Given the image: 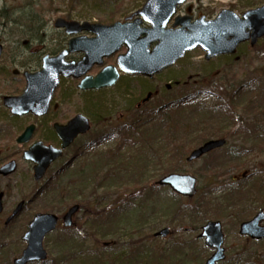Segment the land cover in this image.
<instances>
[{
  "label": "rangeland",
  "instance_id": "rangeland-1",
  "mask_svg": "<svg viewBox=\"0 0 264 264\" xmlns=\"http://www.w3.org/2000/svg\"><path fill=\"white\" fill-rule=\"evenodd\" d=\"M145 1L146 0H0V21L2 23L0 43L4 47V55L0 62V73L2 75V81L0 82V97L8 93H13L10 85L7 84L11 80H7L11 77V74L9 73L13 68H16L17 70L28 69L29 66H27V58L29 57V52L41 49L44 52H52L57 48V45L55 43L57 41L56 38L59 37L57 36L58 30L53 27L54 22L57 19L70 20L68 19V17L70 16L72 17V21H87L90 23L98 22L103 25L111 24L108 22L109 18L113 19L112 23L119 21L123 22L124 19L128 18L131 15V13L140 10V8L145 4ZM188 2L193 11H195L196 9L195 12L204 15L205 13L210 15L215 13L216 15L217 13L221 12V10L229 9L236 13L237 16H241L249 11V5H255L254 8H256L260 2L263 3L264 1L189 0ZM115 3L120 6H118V8L115 5V8H118V10L114 8V11L111 12V7L113 8ZM79 13L85 15L82 16L83 18H85V20L78 17L77 14ZM28 21L32 23V26ZM21 22H23V24H21ZM41 25L44 30L43 34L41 35V40H44L43 44H40L38 41H36L37 38L34 37L36 36L35 32ZM261 44L263 45L264 41H261ZM238 56L240 57V60H236ZM237 57H223L219 58L218 60H214L211 62L209 61L208 63H206L204 61L203 53H201V51H196L188 55L183 61L177 63L174 68L165 71L152 83H149L147 85L144 80H130L132 79L131 77L126 78V80L121 79L115 87L100 94L106 104L103 110L101 112H98L100 117H92V120L95 119V121L93 120V130H101L102 125H100L99 123L101 115L104 114L105 120H109L112 118L113 120H117L118 117L124 114L123 112H126L129 109H133V106L138 103V100L146 95L145 93L143 96H141V90L143 89H151L153 91H157L158 96L155 98V100L158 99L160 101V95L165 92L163 87H165V85L167 84L173 83V78H181V80L184 82L187 81L188 77L192 78H189L192 81H201L202 85L198 87L195 93H188L193 94V96L195 97L194 105L197 109L200 105H204L207 107L213 106L214 103L220 100L216 95V93L220 90H215L214 87H212L213 84L222 85V87L227 91H230L231 89L235 91L239 89V85L241 83L247 81L252 82V80L254 81L259 79V81L264 83V75H261V69H264V51L258 54L255 52V50H252L248 46H244V48L240 49ZM107 64H113V60L111 61V63L107 62ZM209 74L212 79L204 80V76H208ZM127 80L130 81L128 82ZM127 84H129L130 86L133 85L132 90L134 88H137L136 92L134 93L132 90H130L132 91V93H130L129 91L125 90V85ZM123 90H125L126 92ZM247 96L248 94L245 97ZM262 99V97H253L250 104L255 102L258 103L262 101ZM162 103L163 102H160V104ZM189 115H191L190 112ZM126 117L128 118L129 115H127ZM217 117L222 118V120L226 122L222 114L217 115ZM197 118V115H192L188 116L185 121L182 120L180 122H175L174 125L179 123V128L176 131H181L183 124H186L188 120H196ZM207 120L212 121L211 125L215 124V121L212 120L211 117ZM247 120L254 123L252 118H248ZM105 123L107 122H104L103 125ZM196 131L197 130H193L192 133ZM158 133H160V135L163 134L166 137H169L170 135H168V133H166V130H164L163 128L161 132ZM126 137L128 141L127 148L118 147V145H121V141H123V138L114 136L113 140L109 139L102 143L100 147L93 148L85 155L83 154V156L80 158V161L71 165L67 172L60 174V176L58 177L60 181L59 185H53V189L49 192V194L42 195L38 199H35L30 206L31 208L29 212L23 214V216L19 219V221L15 225L17 230H14L10 237L8 236L7 244H10V246L8 248H4L2 250V254H0V262L3 263L1 259L4 258L5 261L3 264H12L13 258H15L20 250L23 249V244L20 240L21 235L26 229V224L30 219L29 217H32L35 212H52L53 214L62 216V210L65 204H62L60 206L57 205V200L60 197V193L58 192V190L61 189V187H63L71 177H76L81 173V165H91L89 167L91 168V171L94 165L97 166L91 173L93 175V181L92 185L89 187V191H97V195L99 197H102L103 199H105V197L107 196L106 189L113 188V190L117 189L120 192H126L127 189L128 191L132 190L131 188H133V184L135 182L134 165L136 164V159H132L134 156H138V158L142 160V165L145 167V170L147 169V171L155 172V175H151L153 179H160L161 177L159 176L155 178L156 173L158 171H162L160 166L157 167L156 165L157 156H153L147 151L138 152V147H136V145H132V142H135V140H132L133 138L131 136ZM147 140L150 142L152 141L151 138ZM246 140L248 141L250 139L246 138ZM160 141L161 140L156 141L157 145L154 146L155 150L160 147ZM141 142H143V140ZM249 143V141L246 143L241 136H237L233 138L231 142H229V146L226 151L222 150V152H217L214 155L212 154V157L210 158H203L201 159V161L191 163L190 165H186L184 162L180 164L179 171H177L178 173H186L197 178L199 197H210V199L213 200L211 205H207L205 207V211H208L207 213L210 214L209 217L212 218L216 216V214H218L220 210H222L221 204L224 203V191L218 187H214L213 189H211L212 187L208 186L209 178L205 174V172L208 169H212L222 165L223 161L226 159V156L222 157V155L224 152L226 153V155L229 154V152L227 151L228 149L232 148L233 146L235 148H243L245 145H249ZM115 149H117V151L121 149L118 156L114 158L109 156H105L103 158L100 157V154L107 155ZM165 151L166 150L159 151L157 152V154ZM245 162L247 163V167L244 173H249L250 176L247 177L248 179L245 178L244 180L238 181V183L240 184V188L242 189V194L244 195L248 193L253 182L256 181V179L259 180L261 176L260 172L264 169V153L252 154V156L245 160ZM241 171L236 173L237 176L241 177L244 174ZM96 172L98 174L97 177L95 176ZM253 175L256 176L253 177ZM108 176H114L115 178H111L114 179V182L109 181L107 179ZM58 179L56 178V180ZM155 180H153L151 183H153ZM29 182L28 193L33 194V183L31 181ZM53 190H56V192H54ZM10 194H12V198H17L18 195L20 197L23 196V194L16 191H10ZM122 195L126 194L122 193ZM143 197H148V201L144 202L143 207H140V213H138V210H136V214H132L133 217H130L129 221L133 222L132 228H135L136 230L137 225L141 226L136 222L140 221L141 224H143L144 222L141 220L138 221V219L146 218L148 221V225L142 229L140 228V232L143 235H153L154 233L159 232V230L162 228H168L170 230L174 229L177 231V233H175L168 239L163 240L150 238V240L148 239L149 241H147L145 239L143 240L138 238L137 232L134 231V229H132L130 225L128 229L124 230V232H120L119 230L124 227H119L118 225L112 226L109 223L112 222L111 220L106 222L105 219L99 218L94 224L91 220L88 219V216L86 214H80L75 219V223L78 226L77 231L66 234L65 232H62L61 229H59L54 234H52V237L49 238V240L46 242L45 247H47L46 249L49 258L46 263L48 264L50 261H53L54 259H57L59 257L60 251L57 249V246H55L56 240L66 235H68V240L72 245H74V243L78 244L74 249H95L98 256H100L99 258H101L102 264H109V261L107 260L112 258L111 256L105 255V252L102 250L104 245L102 244L111 241H114V244H116V247L114 246V248L111 249L114 254L117 253L116 256H128L129 249H138L144 244L143 249L145 250V252L155 254L159 258L163 249L172 247L173 244L175 246L187 247L181 252L177 250L170 252L171 254H169L168 256L170 257V259L172 258V256L175 257V259H173L175 264H180V262L188 261L187 258L189 257H192V260L195 259V250L200 251L203 247V242L197 239L199 231L195 230V225L192 227L188 224V226L184 225L182 227H178L179 221L177 220V218L168 215V205H171V201L174 202L171 194H169V190H159L158 193L146 194ZM259 198L260 196L258 195H252L246 198L244 206L248 208L249 217L258 212L259 209H264V198ZM183 202L185 204L187 203V201L185 200H183ZM204 202L206 203V200H204ZM131 207L134 209L135 203ZM239 210L240 209H238L236 213L232 215H222V217H220L222 219H219L224 229V249L226 250V262L221 264H226L230 260L231 255H233V253H235L238 249H240L241 246L244 245L239 239H237V227L238 224L242 221L240 217H237V213ZM214 218L211 220H216ZM124 223L125 222L119 223V225L123 224L122 226H124ZM81 229L84 231H81ZM184 229H189L192 232H186ZM98 230L100 232H98ZM19 231L21 232L19 233ZM84 232L92 236L89 235L84 238L85 235L82 234ZM94 239L99 240L98 245H95ZM2 241L3 240L0 237V244L2 243ZM82 241H84V244H82ZM254 250L255 249H252V251ZM183 258L186 260H184ZM141 259L140 261H133V263L140 264L142 261ZM170 259L168 262H162V264H171ZM113 264H121L120 259L114 260Z\"/></svg>",
  "mask_w": 264,
  "mask_h": 264
},
{
  "label": "water",
  "instance_id": "water-1",
  "mask_svg": "<svg viewBox=\"0 0 264 264\" xmlns=\"http://www.w3.org/2000/svg\"><path fill=\"white\" fill-rule=\"evenodd\" d=\"M186 0H148L145 6L137 13L133 23L112 26L80 24L78 22L68 23L58 20L56 28L65 29L69 36L82 32L94 35L93 39L76 38L71 40L68 51L61 53L55 58L49 56L43 59V68L40 72L31 75L26 74V88L21 97L5 98L4 104L11 109L12 114L44 115L49 107L53 93L58 86L59 77L78 80L84 77L79 88L84 91L100 90L109 88L116 84L119 72L115 67H106L95 76H87L94 66H101L104 58H109L120 51L121 47L127 48L124 55L118 57V69L127 75H138L152 78L155 74L163 72L185 57V53L200 48L210 60L218 56L235 55L236 49L244 42H251L252 46L264 37V5L260 8L250 10L241 17L234 12L223 10L215 20L206 21L200 19L190 24L176 20L174 27L179 29H166L168 22L174 15L177 5H183ZM133 17H130L132 19ZM151 26V29L141 28L142 22ZM154 45L152 50L150 46ZM2 47L0 45V58ZM83 53L80 62H66L69 53ZM81 122V123H80ZM90 129L83 117L72 120L65 127L57 129L59 137L63 140L61 150L51 147L45 148L42 143H37L30 148L25 158L36 166L34 167V179L39 181L50 164L59 160L63 150L66 149L77 135L86 133ZM29 138L28 133L21 139L25 142ZM224 142L211 141L193 151L188 162L200 158L211 150L221 147ZM7 173H5L6 175ZM159 185L170 187L178 195L193 198L196 194V180L192 176L174 175L163 178ZM20 208L13 214H18ZM1 211V206H0ZM78 211V206L72 207L63 218L64 225L70 227L73 215ZM12 217V218H13ZM11 218V219H12ZM264 220V214L258 213L253 220L240 226V235L250 237L253 240L264 239V228L259 223ZM57 218L54 215H37L29 224L28 232L23 236L27 243L19 259L14 264H29L31 262H42L46 259V252L42 247L45 235L55 230ZM201 239L210 249L216 251L205 264H218L225 259V250L221 224L219 222L207 223L203 228ZM169 231L162 229L157 237H167Z\"/></svg>",
  "mask_w": 264,
  "mask_h": 264
},
{
  "label": "trees",
  "instance_id": "trees-1",
  "mask_svg": "<svg viewBox=\"0 0 264 264\" xmlns=\"http://www.w3.org/2000/svg\"><path fill=\"white\" fill-rule=\"evenodd\" d=\"M261 3L262 2H260L259 4ZM115 5L117 7L120 6L115 3L113 8L111 7V12L114 11V8L116 7ZM253 7H255V5L251 4L249 5L248 9ZM118 8L115 9L118 10ZM77 15L80 18H83L82 16H85L84 14L80 13ZM71 18L72 17L70 16L68 17V19ZM83 19L85 20V18ZM28 22L32 26V23L30 21ZM108 22H113V19L109 18ZM21 24H23V22H21ZM43 32L44 30L42 28V25L35 32L36 36L34 37L37 38L36 41H38L39 43L44 42V40H41V35L43 34ZM253 50H255L256 53L260 54L262 51H264V44H259ZM261 70V75H264V69L262 68ZM209 79H212V77H210V74L208 76H204V80ZM254 81L252 80V82L247 81L241 83L239 85V89L235 91L233 89L227 91L223 89L222 85L213 86L215 90H220L216 93L217 97L220 100L210 107L200 105L197 109L194 105V99L192 98V96H187L186 98V95L181 93V100L172 105H166L165 107H158L157 105L155 107L147 109V111H145L144 113L134 110L135 114H132L133 116H131L132 119L130 122L132 129H125V132H128V136H131L134 140L142 139L143 142L138 143L139 146L146 148L152 145L154 150V146L157 145L156 141L159 138H162L163 142L160 141V147L155 150V153H153L155 156H157V167L160 166L162 170L156 173L155 178L179 171V166L183 163V158L185 157L186 153L195 146L198 147L202 142L211 140V138L233 140V138L237 136L244 135V141L246 143L250 141L251 149L252 151H254H249V153H255L258 150L264 151V83L259 81V79ZM127 88V91L132 93V91H130L129 84H127ZM188 88L190 87H185L183 89L186 90V94L189 93ZM247 94L248 96L245 97ZM91 95L92 94H89L85 99L86 115H88L89 118L97 116L100 117L98 112H101L103 110L106 103L104 102L101 95ZM253 97H262L263 99L258 103L255 102L250 104ZM189 112L191 115H189ZM220 114H222L226 122H224L222 118L217 117V115ZM192 115H197L198 118L196 120H188L186 124H183L181 131L177 132L176 130L179 128V123L176 125H174V123L180 122L182 120L185 121L188 116ZM103 117L104 114L101 115V118L99 120L103 119ZM210 117L215 121L214 125H211L212 121L207 120ZM248 118L253 119L254 123H252V126L248 124L246 125L244 120H247ZM195 125L197 128L195 127ZM210 127H212L213 129ZM162 128L166 130V133H168V135L170 134L169 137H166L163 134L160 135V133H158L161 132ZM193 130L197 131L192 133ZM149 138L152 139V142L149 141L150 145L146 140ZM246 138H249L250 140L247 141ZM164 139L169 140V144H171L172 148H170L169 144H167ZM234 149L237 150H235V154H238L237 156H235L234 160L224 161L223 164L219 166V169L212 168L211 171L207 170L205 172V174L209 178V186H211L212 188L218 187L224 191V203L221 204L222 207L220 206L222 210H220V212L216 214V216H214L215 218L209 217L210 214L207 213L208 211H205V207L207 205H211L213 202L210 197L201 198L199 197V195H197L196 198L192 201L185 200L187 201V203L185 204L182 198H179L173 193H170L174 202H170L171 205H168L169 207L167 208V212L168 215L177 218V220L179 221L178 227H182L184 225L188 226L189 224L192 227L195 225V230H198L199 227L203 226L205 222L213 218L216 220L222 219L220 217L225 214H235L238 209L240 210L237 213V217H240L242 220H247L249 218L248 208L244 206L247 195L242 194L238 183L234 187L228 182L230 178L234 176L232 175L234 171L238 172L239 169L243 170L245 167V164L241 162V160L238 161V157L241 158L242 155L245 154V148L244 151L242 148ZM163 150H166V152L157 154V152ZM134 159H136V164L134 165L135 182L133 184V188L131 189L132 191H135V193L145 192L148 190V186L151 184V182L155 179L151 177L147 169L145 170V167L142 165L141 159H139L137 156H135ZM84 170L85 169H82L80 177H71L68 182L58 190V192L60 193V197L57 200V205L60 206L62 204H65V206H68L72 205V203H79L81 205L82 213L86 212L88 217L93 215L95 217L96 214L97 218L105 219V221L106 219L109 220V215L106 212L107 209L105 211V208L111 205L108 210H110V212L112 211L111 216L114 217V220L118 223L125 222L124 226H122L123 224L119 225V227H124L120 229V232H124L125 229H128L129 225L132 228L133 222L129 221V217L132 214H136V210H138L141 205L138 207V209L137 207H135L134 209L131 207L135 201L130 200L128 196L124 198L123 196L125 195H122V193L126 194V192H128V189L126 192H120L117 189L113 190V188L106 189L107 196L105 197V199H103L102 197H99L97 195V191H89V187L92 185L93 175H90L92 176V178L88 177ZM97 175L98 174L96 172L95 176L97 177ZM111 178L115 177L108 176L107 179L111 182H114V180H112ZM262 185H264V183H262ZM159 190H161V188H159ZM53 191L56 192V190ZM149 192L152 191L149 190ZM91 195L93 199L91 198ZM257 195L260 196V198H264L262 189H258ZM109 196L111 199L116 197L114 202L110 203L111 201L108 200ZM204 200H206V203L204 202ZM104 211L105 213H103ZM138 213H140L139 210ZM139 220L144 221L143 224H141ZM138 221L139 222L136 223H139L141 226L137 225L136 230L135 228L132 229L137 232L138 238L149 241L150 238H153V235H143L140 232V228L142 229L148 225L147 219H138ZM172 231L174 234L177 233V231L174 229ZM85 232L82 233L83 235H85L84 238L90 235ZM98 232L100 231L98 230ZM68 233L69 231L66 232V234ZM94 241L95 245L99 244L98 239H94ZM241 241L244 245L241 246V248L238 249L235 253H233V255H231L230 260L226 264H264V242L258 243L246 239H241ZM82 244H84V241H82ZM77 245L78 244L76 243H74V245L71 244V242L68 240V235L58 238L56 240L55 246H57V249L60 251L61 255L59 254V257L57 259L50 261L48 264H102L101 258H99L100 256H98L95 249H74L77 247ZM143 246L144 244L138 249H129V257L122 255L116 256L117 253L114 254L111 250L113 246H103L102 250L105 252L106 256L112 257L107 260L109 261V264H113L114 260L118 259H120L121 264H134L133 261H140L143 256L144 257L141 259L142 261L140 264H162V262L164 263L169 261L170 257L168 255L171 254L170 252L174 250L181 252L183 251V249L187 248L185 246H175L172 244V247L163 249L161 255L158 258V256L155 254L145 252ZM252 249L255 250L252 251ZM195 251V260H192V257H189L187 258L188 261L180 262V264H191L192 262H194V264H201V262L207 256L208 251L204 250V248H202L200 251ZM173 259H175L174 256H172V258L170 259L171 264H175Z\"/></svg>",
  "mask_w": 264,
  "mask_h": 264
},
{
  "label": "flooded vegetation",
  "instance_id": "flooded-vegetation-1",
  "mask_svg": "<svg viewBox=\"0 0 264 264\" xmlns=\"http://www.w3.org/2000/svg\"><path fill=\"white\" fill-rule=\"evenodd\" d=\"M195 11H193L189 4L183 5V7H177L175 12L176 14L172 21L168 23V27L173 29L176 20H181L183 23L185 21L193 23L198 19H214L218 14L217 13L215 15L214 13L210 15L205 13L204 15ZM57 36H59L56 38L57 41L55 43L57 48L54 51L44 52L42 49L33 50L32 52H29V57L27 58V66H29L28 69L17 70L16 68H13L12 71H10L9 74H11V77L7 80H11L7 84L10 85L13 93H8L0 97V234L11 231L13 226L16 224V221L20 218L18 217V219L8 222L11 217L10 215L18 206V203L25 205V203L29 202L28 200L25 201V194H29L28 186L30 183L29 181H33L34 165L32 162L26 161L25 156L27 152L30 151V148L34 147L37 142H41L45 147L51 146L52 148L59 150L63 145V140L59 137L57 132L58 127L61 129V127L67 126L72 120L83 117L86 121V125L90 124L91 131L77 135V138L70 142V145H68L66 150L63 151L64 157H62L59 162L51 166V169L56 168L57 170H60L63 166H68V164L74 163L73 160L76 159V156L80 157V154H75L76 152H89L96 143V139L100 137L99 130H93V122L95 119H93V121L92 118L89 119L88 115H86L85 99L89 94H102V90H81L79 85L82 83V78L76 80L73 77L66 79L60 76L58 80V86L53 93L52 99L48 104L49 107L44 115L38 116L32 113L25 115L12 114L11 109L4 104V99L7 97H21L26 88L25 73L34 75L40 72L44 65L42 62L44 57L49 56L50 58H53L55 55L68 51L70 41L75 40L76 38H94V36L88 32L69 37L65 30L61 29L58 30ZM123 51L124 48L121 52ZM3 55L4 54H2L0 58V62L3 58ZM83 56L84 54L79 52L69 53L66 56L65 61L67 60L68 62L77 63L80 62ZM116 57L112 58L115 64L117 61ZM107 62L108 61H105L104 66H109L106 64ZM93 69L95 70H93L92 75L99 73V70L97 71L96 68ZM160 75L161 74L154 76L153 80L146 78L141 79L149 84L157 79ZM1 76L2 75L0 73V82L2 81ZM121 77L127 78V76ZM121 77L119 78V81ZM171 84L172 85H165L168 89H170L169 91L173 90L172 86H186L185 82L181 83L179 80H173V83ZM166 87L164 90H168ZM127 89V85H125V90ZM154 93L157 95L158 92L154 91ZM139 105H141V103ZM137 107L140 108V106ZM103 121L111 124L113 122V118L105 120L103 117V119H101L99 122L102 127L104 126L103 123H101ZM26 133L29 135V140L25 142L21 138L25 136ZM58 172L59 171H57V173ZM5 173L7 174L5 175ZM10 191H16L20 192L21 194H25H23L22 197L18 195L17 198H12ZM28 197L29 195L27 198ZM26 210L27 204L24 211Z\"/></svg>",
  "mask_w": 264,
  "mask_h": 264
}]
</instances>
